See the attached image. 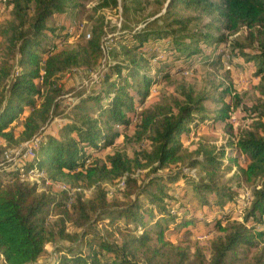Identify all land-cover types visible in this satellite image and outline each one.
<instances>
[{
  "label": "trees",
  "instance_id": "trees-1",
  "mask_svg": "<svg viewBox=\"0 0 264 264\" xmlns=\"http://www.w3.org/2000/svg\"><path fill=\"white\" fill-rule=\"evenodd\" d=\"M77 2L0 0L1 7L5 3L12 6L11 20L0 27L2 263L36 264L47 244L61 238L66 243L56 246L50 264H243L240 257L247 258L251 251L249 264H264V135L247 132L221 147L200 143L194 151L184 149L182 142L191 127L196 132L220 124L233 136L229 123L233 88L211 93L183 89L180 97L141 109L135 117L137 108L152 95L151 88L168 79L167 69L185 68L190 61L201 59L203 48L209 45L221 60L219 50L228 35L241 29L247 32L246 44L233 52L254 64V75L260 79L258 93L264 99V0H169L165 14L120 37L98 88L80 95L57 134L46 136L35 158L25 165L44 170L52 181L79 189L70 206L65 192L39 191L37 184L19 182L17 173L6 170L2 154L30 141L44 124L60 116L59 76L72 68H94L102 57L99 29L92 30L86 43L58 50L70 35L56 38L47 23ZM104 3L116 7L118 2ZM134 3L142 4L140 0ZM29 4L34 13L27 20ZM185 12L196 15H179ZM202 17L210 23L203 25L204 30L192 32L189 26ZM167 20L170 22L165 23ZM23 117L17 132L16 124ZM263 119L260 112L252 122L264 133ZM131 125L133 133L124 140L142 144V150L129 157L116 149L103 162L98 161ZM235 152L244 156L245 167L240 166ZM233 167L235 188L260 180L238 221H231L233 209L241 206L238 195L233 186L222 183L223 174ZM114 180L125 186L124 201H108L100 186L87 201L83 189L70 184ZM179 183L187 187L182 198L190 194L199 206L218 211L221 217L192 216L171 193L172 186ZM174 205L178 209L171 213ZM226 206H230L228 213ZM52 214L58 216L57 230L49 227ZM69 221L78 233H66ZM199 227L219 233L210 242L209 258L200 248L190 254L165 238L168 231L190 233Z\"/></svg>",
  "mask_w": 264,
  "mask_h": 264
},
{
  "label": "rangeland",
  "instance_id": "rangeland-1",
  "mask_svg": "<svg viewBox=\"0 0 264 264\" xmlns=\"http://www.w3.org/2000/svg\"><path fill=\"white\" fill-rule=\"evenodd\" d=\"M10 0H6V3ZM117 0V6L105 5L104 0H78L76 7L68 9L61 14H55L49 21L48 27L54 29L53 36L56 38L63 37L61 35H70L66 43L58 46V50L72 49L80 44L86 43L91 36L93 29H99L101 32L102 46L103 48L110 46L111 51L106 53L102 50V57L99 63L94 68L77 67L67 70L62 73L58 78V88L61 90V96L59 97L60 116L56 117L52 122L44 124L41 128L40 134L46 136L57 134V128L63 121H66V114L69 112V108L73 103L79 100L82 93L91 92L96 90L99 86V81L105 67L108 63H112V52L115 48L116 42L119 41L122 36H129L131 32L144 28L147 21L165 14L167 10V4L169 0H140L141 5L137 6L135 0ZM5 3L0 10V27H2L7 21L11 20L12 6H7ZM104 3V4H103ZM104 5V6H103ZM137 9V10H136ZM33 5L29 4V9L26 13V19L29 20L33 15ZM180 16L190 15L194 17L196 14H190L185 12ZM167 20L165 23H169ZM210 23V19L202 17L200 20H195L189 26L192 32H196L203 29V25ZM216 25V22H215ZM82 26L81 32H75V29ZM68 27V28H67ZM68 29H72V33L68 32ZM63 31V32H62ZM61 32L63 34H61ZM246 30L241 29L236 34H230L227 37V42L219 50V54H222L221 60L214 54L213 46H206L203 48V57L198 60L190 61L185 68L174 67L167 69L168 79L160 80L156 85L151 88L152 95L146 100L142 108H137L135 117L138 116L141 109H147L155 104L165 103L173 98L180 97L183 89H191L195 93H211L215 90L221 91L225 87L233 88L234 93L230 96L231 108L229 123L233 128V136L226 133L224 125H214L211 127H202L198 131H193L192 127L187 140L183 141L184 149L188 151H194L198 149L200 143H209L217 147L224 145L229 139L236 141V138L247 132L259 133L264 135L262 129L256 128L252 120L260 113H264V99L261 98L258 93V85L260 79L254 75L255 66L252 62H245L243 58H237L233 51H238V47L246 44ZM68 35H66L68 37ZM163 43V42H161ZM160 43V44H161ZM101 46V47H102ZM215 64V65H213ZM231 66V69H227ZM86 95V94H85ZM233 96V100L231 99ZM209 109H213L212 106L207 103ZM257 112H256V111ZM16 124V131L21 130L22 120ZM60 121V123H58ZM264 122V119H263ZM118 129V127H115ZM134 125H131L127 130L122 131L123 136L116 141L115 147L104 151L99 157L98 161L103 162L104 156L112 154L116 149H122L129 157H132L134 153L142 150L143 145L136 142H129L124 140L125 136L132 135ZM1 141V140H0ZM239 158V164L242 167L247 165V162L243 155L234 153ZM1 159V154H0ZM236 171L233 167L231 172H225L222 176V183L228 187H234L238 197L239 203H246L251 196V190L254 186L258 185L260 180L251 184H242L241 187L235 188L234 181L231 179L232 174ZM192 174L194 171L191 172ZM264 180V178H263ZM72 186L80 187L83 189L84 198L88 201L94 197L97 192L96 186H100L107 192V200L124 201L126 198L125 186L121 181H102L97 185H89L85 181H74L70 183ZM172 191L178 200H181L183 208L188 210L192 216L196 218H202L207 215L209 219L220 216L218 211H209L197 204V200L192 198V195L187 194L183 197L184 190L187 189L182 184H176L172 186ZM210 196L209 199H211ZM230 206H226L225 213H228ZM178 208L172 206L171 213H175ZM222 211V212H224ZM221 217V216H220ZM58 216L52 214L49 219V227L57 230L58 224H55ZM231 221H238L239 213L231 215ZM123 225L122 222L119 223ZM98 229L101 228L97 227ZM65 231L68 235H73L79 232L72 221L67 222ZM219 236V233L213 230H209L205 227H199L197 230H193L190 233L184 231L173 234L171 231L165 233L166 240L172 242L174 245H180L185 247L190 254L194 253L197 248H200L204 255L209 258L210 254V242ZM66 242L61 238H56L52 243L47 244L45 253L39 259L36 264H50V261L54 259V252L56 246L65 245ZM254 251H251L247 258H242L243 264H249L250 258ZM1 264V259H0Z\"/></svg>",
  "mask_w": 264,
  "mask_h": 264
},
{
  "label": "built area",
  "instance_id": "built-area-1",
  "mask_svg": "<svg viewBox=\"0 0 264 264\" xmlns=\"http://www.w3.org/2000/svg\"><path fill=\"white\" fill-rule=\"evenodd\" d=\"M6 1V0H2ZM2 8H0L1 10ZM68 28V27H67ZM82 26L75 29V32H81ZM69 33H72V29H68ZM102 50L106 53L111 51V47H101ZM227 69H230L227 67ZM60 123V121L58 122ZM44 142V135L39 134L32 138L30 141L14 147L12 149L6 150L2 154V160L7 164L6 170L13 171L17 173L18 181L28 184H37L39 191H54V192H65L68 195L67 204L70 206L73 202L76 192H79L77 188H71L66 184L58 181H52L48 178L44 170H40L36 167L26 168L25 165L28 161L35 158L37 151L40 149V146ZM240 207H236L233 210L239 214L248 207L249 200L246 203L240 204ZM231 211V210H230ZM228 211V212H230ZM55 256V255H54Z\"/></svg>",
  "mask_w": 264,
  "mask_h": 264
},
{
  "label": "crops",
  "instance_id": "crops-1",
  "mask_svg": "<svg viewBox=\"0 0 264 264\" xmlns=\"http://www.w3.org/2000/svg\"><path fill=\"white\" fill-rule=\"evenodd\" d=\"M54 121H55V120H54ZM58 122H59V121H58ZM58 126H59V124H58ZM58 126H57V127H56V126H54V128H55V129H56V128L58 129ZM187 138H188V136H187V137H185L184 139H182V142H183V141H185V140H187ZM0 259H1V256H0ZM38 262H39V261H38ZM50 262H51V261H50ZM1 264H3V263H2V261H1Z\"/></svg>",
  "mask_w": 264,
  "mask_h": 264
}]
</instances>
